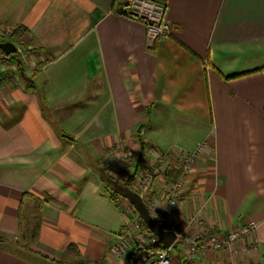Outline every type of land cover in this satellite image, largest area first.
Returning <instances> with one entry per match:
<instances>
[{
	"label": "crops",
	"instance_id": "crops-1",
	"mask_svg": "<svg viewBox=\"0 0 264 264\" xmlns=\"http://www.w3.org/2000/svg\"><path fill=\"white\" fill-rule=\"evenodd\" d=\"M160 1L172 34L151 46L120 0H0V31L22 30L32 64L0 61V264H124L114 196L131 194L104 173L137 170L140 128L146 161L204 146L176 229L257 225L196 264H264V0Z\"/></svg>",
	"mask_w": 264,
	"mask_h": 264
},
{
	"label": "built area",
	"instance_id": "built-area-1",
	"mask_svg": "<svg viewBox=\"0 0 264 264\" xmlns=\"http://www.w3.org/2000/svg\"><path fill=\"white\" fill-rule=\"evenodd\" d=\"M120 1V7L116 11L117 14L128 20L142 24L146 28L149 45L152 46L158 39L168 37L172 34V27L166 21L165 17L166 6L162 1ZM16 48L17 52L15 55H17L18 58H14L16 61L15 64L20 63L21 65H24L25 68L32 66L29 51L22 50L18 44H16ZM7 57L11 58V55H6L0 50V59H5ZM10 67L13 68L14 65H11ZM203 151L204 146H200L195 154L183 152L175 155L168 153L158 154L155 159V164L150 168L144 169L140 175H136L134 181L129 185V188L131 189L132 185L136 186L138 190L142 189L143 194H145L151 186H153L152 189L158 187L157 179L159 177L160 181L161 179L164 180V177L166 178L164 167L176 171L178 177L175 181H161L164 183L163 191L166 198L167 212H173L185 196L188 182L195 170L196 160ZM127 156L132 157L134 154L130 152ZM158 170L161 171V176V173H158ZM130 175H132V173L126 174L124 178L128 180ZM117 206L120 215L124 220V227L126 229L123 233L117 236L116 242L110 247L109 251L111 256L115 258H124V264H171L173 259L172 248L174 246L166 249L160 240L144 224L139 217L138 212L136 211L137 214H135L129 204H124L121 200H117ZM151 213L154 214L152 211ZM153 219L159 226L175 233L176 241L174 245H181V243H183V245L187 247L185 264H196L198 257L206 254L207 251L217 252L231 250L241 238L253 234L257 227L256 223L251 221L240 226L236 231L225 235H219L210 231H202L194 237H189L184 231L175 228L171 215L158 212ZM193 221L196 222L194 219ZM193 221L191 223H193ZM198 225H203L201 220H199ZM166 226H169V228Z\"/></svg>",
	"mask_w": 264,
	"mask_h": 264
},
{
	"label": "rangeland",
	"instance_id": "rangeland-1",
	"mask_svg": "<svg viewBox=\"0 0 264 264\" xmlns=\"http://www.w3.org/2000/svg\"><path fill=\"white\" fill-rule=\"evenodd\" d=\"M21 37H22V30L21 29H16V30L10 31V32H8V30H3V29L0 31V40H12V41H15L22 48V50H28L27 46L22 44L23 40L21 39ZM7 58L0 59V61H6ZM14 58L17 59L18 56L17 55H14V56L11 55V58L9 60L11 62L10 63L11 65H14L13 62L16 63V61L14 60ZM130 152L131 151L127 152V154L130 153ZM108 155L114 156L115 155L114 150H111L110 153L108 152ZM126 157H127L128 160H130L134 156L128 157L126 155ZM156 157L157 156H155L154 161H146V159L145 160H142V162L141 161L140 162L137 161V166L135 167V170L136 169L137 170L134 172V175H130L129 176L128 180H126L124 178L126 176V174H128V173H126V171H128V169L125 166L115 165L112 161L107 160V164H106V167H105L106 170H105V173H104L105 180H106L107 183H112V184H115V185L123 186V187H126L128 189L130 187L129 185H131V183L134 181V178H135L136 175L137 176L140 175V173L142 171H144V169L150 168L152 165L155 164ZM137 160H138V158H137ZM164 168H165V171H166V173H165L166 174V178L164 177V180L165 181H170V182L171 181H175L177 179V177H178V173L176 171L171 170V169H168L166 167H164ZM130 173H132V172H130ZM158 173H161V171L158 170ZM161 175H162V173L160 174V176ZM168 175L171 178H169ZM163 185H164V183H162V182H161V184H159L160 192L159 191L158 192L160 194H163L164 201L166 203V198H165V195H164L165 193L163 191ZM152 188H153V186H151V188H149L145 192V194H143V190L142 189H139L138 190V188L136 186H133L132 185L131 189L129 188L130 189V192H131V196H130V199L131 200L129 198L127 199V198L123 197L120 193H116V194L114 193L115 194L114 199L116 201L117 200H121V202H123L124 204H129L130 207L134 210L135 214H137L136 213L137 210H136L134 204L131 201L132 200H140V198H141V200L143 201V203L149 209L150 213H151V211L154 213V214L151 213V215L154 218L155 217V214H157L158 212L161 213V210H163V207L161 205H158V206L155 207V203H154L155 200H156L155 195L157 194L156 191L158 189H156V188L155 189H152ZM134 197H137V198H134ZM138 197H140V198H138ZM181 202L182 201H180V203ZM165 203H164V206H165V209H166L167 206H166ZM154 208L157 209V210H155ZM168 212H166L164 214L170 215V212L169 213ZM173 223H174V221H173ZM166 227L169 228V226H166ZM181 245H183V243H181ZM176 251H177L176 248H172V255H174ZM172 260L174 261V257H173Z\"/></svg>",
	"mask_w": 264,
	"mask_h": 264
},
{
	"label": "water",
	"instance_id": "water-1",
	"mask_svg": "<svg viewBox=\"0 0 264 264\" xmlns=\"http://www.w3.org/2000/svg\"><path fill=\"white\" fill-rule=\"evenodd\" d=\"M0 50L9 56L17 52V48L12 42H0ZM124 194L129 196L131 192L126 188ZM132 203L134 204L141 220L148 227V229L160 240L162 245L166 249L173 247L176 241L175 233L159 226L150 215L146 205L141 200H133Z\"/></svg>",
	"mask_w": 264,
	"mask_h": 264
},
{
	"label": "trees",
	"instance_id": "trees-1",
	"mask_svg": "<svg viewBox=\"0 0 264 264\" xmlns=\"http://www.w3.org/2000/svg\"><path fill=\"white\" fill-rule=\"evenodd\" d=\"M0 42H1V40H0ZM15 54H13V56H14ZM141 130H142V128H140V131H139V133H138V141H139V146H140V153H139V157H138V162H142V160H144L145 159V146H146V144L142 141V138L140 137V132H141ZM132 175H133V172H132ZM134 198H137V197H134ZM178 244H175L174 245V247L173 248H176V250H177V248H178ZM176 253V252H175ZM180 258L178 257H176L175 259H174V261L172 260V263L171 264H177L176 263V261H178ZM186 263V262H185Z\"/></svg>",
	"mask_w": 264,
	"mask_h": 264
}]
</instances>
